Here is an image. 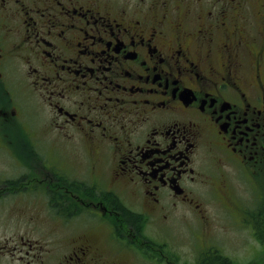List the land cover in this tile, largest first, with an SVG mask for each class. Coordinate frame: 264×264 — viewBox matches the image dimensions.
<instances>
[{"label": "flooded vegetation", "instance_id": "flooded-vegetation-1", "mask_svg": "<svg viewBox=\"0 0 264 264\" xmlns=\"http://www.w3.org/2000/svg\"><path fill=\"white\" fill-rule=\"evenodd\" d=\"M235 176L264 177V0H0V210L51 196L62 264H154L215 206L251 229Z\"/></svg>", "mask_w": 264, "mask_h": 264}, {"label": "rangeland", "instance_id": "rangeland-1", "mask_svg": "<svg viewBox=\"0 0 264 264\" xmlns=\"http://www.w3.org/2000/svg\"><path fill=\"white\" fill-rule=\"evenodd\" d=\"M31 123L35 130L39 127L37 115ZM235 177L232 182L240 201L249 206L252 225L255 226L259 203L264 205V177L251 182L242 176ZM26 197V205L15 207L14 204L10 210H0V264H62L63 253L59 249L67 243L59 244L63 241L57 235H67L68 228H57L56 223L46 217L53 213L46 200L51 196L29 190ZM210 212V220L196 234L198 238L181 222L168 228L161 225L152 227L150 232L155 252L158 251L154 264H196L199 252L208 247H213L234 264H264V244H260L254 232L252 235L253 228L243 227L237 223V215L216 206ZM30 217H33V222ZM260 229H263L261 234L264 236V227ZM64 241L68 242L67 239ZM126 258L132 260V264H150L137 255H126Z\"/></svg>", "mask_w": 264, "mask_h": 264}, {"label": "trees", "instance_id": "trees-1", "mask_svg": "<svg viewBox=\"0 0 264 264\" xmlns=\"http://www.w3.org/2000/svg\"><path fill=\"white\" fill-rule=\"evenodd\" d=\"M261 207H263L264 209V205L261 206V204L259 203V211H258V214L256 215V223H255V226L252 225V228L254 230L255 237L256 238L258 237L257 239L260 242V244H264V238H263L264 236L261 234L263 232V229L262 230L260 229L262 228V226L264 227V210H262ZM258 219L260 221H258ZM256 230H259V231L256 232ZM258 234H260L261 236H257ZM200 262L201 264H234L233 262L228 260V258L224 257L216 249H213V252L209 254V257L207 256V254L203 255V259Z\"/></svg>", "mask_w": 264, "mask_h": 264}]
</instances>
